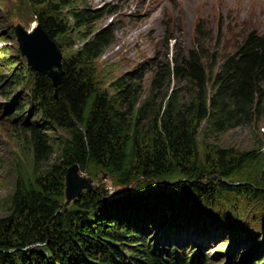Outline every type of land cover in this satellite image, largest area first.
<instances>
[{
    "label": "trees",
    "instance_id": "1",
    "mask_svg": "<svg viewBox=\"0 0 264 264\" xmlns=\"http://www.w3.org/2000/svg\"><path fill=\"white\" fill-rule=\"evenodd\" d=\"M32 2L39 6L37 24L54 42L70 28H84L88 35L73 56L63 58L56 98L45 75L7 59L20 67L1 77L3 90L29 86V114L35 108L68 138L59 143L55 159L45 134L26 123L29 166L18 165L8 212L0 217V264H209L201 247L182 253L153 236V226L167 220L164 210L174 213L176 228L190 226L198 215H212L213 207L202 202L219 206L226 192L253 201L264 197V149L220 147L199 163L201 135L216 139L252 125L264 112V35L251 29L210 55L205 42L196 40L186 54L158 65L143 97L140 74L118 78L111 92L97 86L90 64L113 45L115 34L113 26L89 30L103 17L100 11L87 8L84 0ZM64 9L71 25L57 17ZM158 95L164 102L156 104ZM17 98L10 104L22 114ZM73 164L94 176L106 174L115 186L140 182L111 199L100 189L83 192L66 210L64 177ZM151 200L157 205L147 206ZM220 212L216 221L236 230Z\"/></svg>",
    "mask_w": 264,
    "mask_h": 264
},
{
    "label": "rangeland",
    "instance_id": "2",
    "mask_svg": "<svg viewBox=\"0 0 264 264\" xmlns=\"http://www.w3.org/2000/svg\"><path fill=\"white\" fill-rule=\"evenodd\" d=\"M32 1L0 0V79L20 67H11L7 59L26 65L25 59L18 51L14 27L21 25L28 30L36 26L34 12L39 6ZM84 1L87 8L103 14V17L91 26L90 31H98L107 26H113L115 30L113 45L90 64L97 86L104 91L111 92V84L124 75L140 74L142 78L137 82L144 97L149 92L158 65L169 61L172 56L186 54L194 48L196 40L205 42V50L210 55L217 46L220 53L225 47L235 44L240 36L251 29L264 35V0ZM57 17L61 21L67 20L71 25L65 9L61 10ZM198 24L200 28L196 31ZM83 29L70 28L66 34L55 38L64 59L73 56L82 45V36L88 35V30ZM2 82L3 80L0 81V217L8 212L18 165L25 170L29 166L30 137L26 123H35L40 132L45 134L51 146H54L55 159L60 150L59 143L68 138L67 133L58 125L44 121L41 113L35 108L29 114V86L12 85L10 89L3 90L6 87L2 86ZM17 95V105L23 104L22 114L17 113L16 108L10 104ZM160 101L164 102L163 95H158L156 104ZM199 143L201 165H204L207 154L210 155L220 147L236 152L262 150L264 112L250 126L225 132L216 139H206L201 135ZM78 174L90 181L91 191L100 189L101 195H107L108 198L119 197L140 182L138 180L120 187L115 186L106 174L99 173L94 176L87 170H80ZM221 195L217 201L219 206L202 202L203 206L213 207L212 215H209V212L198 215L194 224L182 229L174 226V213L164 210L167 220L163 224L155 223L152 235L156 234L165 245H175L182 253L186 252V247H201L209 264H230L233 257L238 255L235 264H263L264 197L261 201H253L249 196L237 191ZM163 198L161 202H169ZM197 202L191 201L193 205ZM151 203L153 206L157 205L151 200L147 206L150 207ZM71 205L72 202L66 204L65 209ZM217 208L231 221L236 230L227 231L224 225L229 222L216 221L215 214H219ZM232 220L240 221L239 225ZM253 237L257 242L252 244Z\"/></svg>",
    "mask_w": 264,
    "mask_h": 264
},
{
    "label": "water",
    "instance_id": "3",
    "mask_svg": "<svg viewBox=\"0 0 264 264\" xmlns=\"http://www.w3.org/2000/svg\"><path fill=\"white\" fill-rule=\"evenodd\" d=\"M14 35L18 51L26 61V67L45 75L54 90V98H56L63 77V56L60 48L39 24L29 31L21 25H16ZM79 171L76 164L66 170L64 177L65 204L75 202L84 191H91L90 181L79 176Z\"/></svg>",
    "mask_w": 264,
    "mask_h": 264
},
{
    "label": "bare ground",
    "instance_id": "4",
    "mask_svg": "<svg viewBox=\"0 0 264 264\" xmlns=\"http://www.w3.org/2000/svg\"><path fill=\"white\" fill-rule=\"evenodd\" d=\"M30 29H28V31H29ZM88 192H90V191H88Z\"/></svg>",
    "mask_w": 264,
    "mask_h": 264
}]
</instances>
